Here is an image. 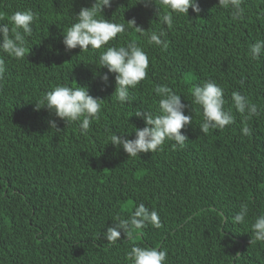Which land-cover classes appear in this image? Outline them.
Instances as JSON below:
<instances>
[{"label": "trees", "instance_id": "trees-1", "mask_svg": "<svg viewBox=\"0 0 264 264\" xmlns=\"http://www.w3.org/2000/svg\"><path fill=\"white\" fill-rule=\"evenodd\" d=\"M0 264H264V0H0Z\"/></svg>", "mask_w": 264, "mask_h": 264}]
</instances>
